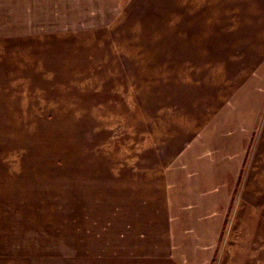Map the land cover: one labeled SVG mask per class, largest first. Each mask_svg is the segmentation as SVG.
<instances>
[{
	"label": "rangeland",
	"instance_id": "rangeland-1",
	"mask_svg": "<svg viewBox=\"0 0 264 264\" xmlns=\"http://www.w3.org/2000/svg\"><path fill=\"white\" fill-rule=\"evenodd\" d=\"M242 5L0 0V264H144V181L217 162L223 230L192 216L216 196L181 201L176 264H264V35Z\"/></svg>",
	"mask_w": 264,
	"mask_h": 264
},
{
	"label": "crops",
	"instance_id": "crops-1",
	"mask_svg": "<svg viewBox=\"0 0 264 264\" xmlns=\"http://www.w3.org/2000/svg\"><path fill=\"white\" fill-rule=\"evenodd\" d=\"M237 1L243 4L242 7L244 9L249 10L250 5H253V11L251 15L252 19H250L252 22L251 28L252 31L254 30V34L257 33V38L260 41H263L261 38L262 35H264V0ZM242 7L240 6L239 8ZM257 42L258 41H256L254 38L253 43L256 45ZM258 56L264 57V55L261 53H253L252 51V59L248 57V65L255 66ZM220 150L218 148L216 151L214 150L213 154L215 153L216 156L213 159H218L221 161L224 159L220 154L222 153ZM187 156L189 160V155ZM180 158H183V155H180ZM184 158L182 160H184ZM175 162L174 165L176 164ZM222 163L223 162L216 163L215 170L217 173L216 177H214L215 180H213V178L212 180L206 179L203 177L204 172L200 170L196 171L194 178L190 173L187 175V172H184V175L181 176L177 170L173 173V176L171 175V178L166 177L165 181H163L164 179H162V181H144L145 183H150L144 186V234H146L144 240L148 239V233H150L148 228H154L155 230L153 233L162 234L161 237L158 234L157 237L151 238V240H155L152 241L154 244L144 245V264L151 262L162 264L165 261L170 264H176V262H179V253L175 252V250L179 249L180 243L175 241L167 243L165 236L170 230L166 227L168 225L170 226L167 218L175 217V210H180V203L183 200L189 199L192 201V197L196 196V200L199 202V204H206L208 196H216L214 198L216 202L214 201V204L211 205L210 208L203 206L201 208L198 206V211L196 210L195 214L192 213V216L196 215L204 218H210L211 220L216 218L223 219V224L220 229V232H222L230 209V183L228 181L227 174H223V172L227 171L228 168L222 166ZM191 167L192 166L188 164V166L183 167V169H187L188 171L189 169L191 170ZM179 216L176 217L177 222L175 221L171 223L176 227L180 226ZM212 255L213 256L211 259L213 260L215 254Z\"/></svg>",
	"mask_w": 264,
	"mask_h": 264
}]
</instances>
